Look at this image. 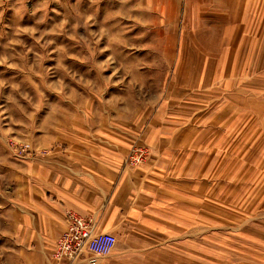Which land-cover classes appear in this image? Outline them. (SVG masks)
<instances>
[{
    "label": "rangeland",
    "instance_id": "374dc122",
    "mask_svg": "<svg viewBox=\"0 0 264 264\" xmlns=\"http://www.w3.org/2000/svg\"><path fill=\"white\" fill-rule=\"evenodd\" d=\"M222 1L0 0V264L31 261L30 247L15 240L22 233L13 236V218L6 215L18 207L23 162L43 154L38 139L89 126L146 140L150 127L162 130L210 110L208 96L216 93L205 95L209 84L222 87V100L237 88L251 100L264 98V58L258 59L264 56V20L262 35L254 29L255 14L248 33L239 36L230 17L253 15L250 7L264 11V0H238L237 11ZM241 93L227 113L228 129L238 116L241 122L238 171L221 162V175L207 180L213 188L222 176L218 206L227 198L229 210L208 216L206 255L191 252L183 264H264V146L248 142L253 133L261 139L264 128L256 124L242 134L250 120ZM221 149L227 153L229 146ZM52 252L48 261L55 264Z\"/></svg>",
    "mask_w": 264,
    "mask_h": 264
},
{
    "label": "crops",
    "instance_id": "0c3cea01",
    "mask_svg": "<svg viewBox=\"0 0 264 264\" xmlns=\"http://www.w3.org/2000/svg\"><path fill=\"white\" fill-rule=\"evenodd\" d=\"M259 58L263 61L264 56ZM247 59L251 60L249 54ZM211 86L205 89V95L216 93L208 96L213 100L210 110L192 120L184 117L164 125L162 130L150 127L146 140L125 131L91 132L89 126L86 132H63L60 138L48 137L44 142L38 139L35 144L43 154L23 162L21 190L14 202L18 207L6 215L13 218V236L22 233V239L15 240L30 247L31 261L24 264H51L48 257L66 227L65 212L70 210L91 218L94 234H110L115 243L108 255L94 257L93 262L91 255H84L55 264H183L191 261V252L202 250L206 255L208 216L213 209L212 216H220L218 204L223 200L222 176L216 189L209 188L207 180L221 175L229 163L232 172L238 171L241 122L238 116L228 129L232 116L227 113L241 92L250 120L242 134L256 124L264 128V98L251 100L245 97L246 90L237 88L235 94L226 96L228 102L222 100V87ZM226 101L229 104L223 109ZM234 108L238 115V106ZM224 117L227 120L222 123ZM140 127L138 122L131 131L137 133ZM251 139L264 146V134L260 139L253 133L248 142ZM222 145L229 146L227 153L222 152ZM132 148L145 152L136 166L125 163Z\"/></svg>",
    "mask_w": 264,
    "mask_h": 264
},
{
    "label": "built area",
    "instance_id": "2783aa9c",
    "mask_svg": "<svg viewBox=\"0 0 264 264\" xmlns=\"http://www.w3.org/2000/svg\"><path fill=\"white\" fill-rule=\"evenodd\" d=\"M145 152L142 149L130 150L127 163L136 166L143 160ZM66 227L55 242L52 259L55 262H73L84 255L94 257L108 255L113 248L115 239L110 234H94V225L89 217H84L74 211L65 212Z\"/></svg>",
    "mask_w": 264,
    "mask_h": 264
},
{
    "label": "bare ground",
    "instance_id": "6f19581e",
    "mask_svg": "<svg viewBox=\"0 0 264 264\" xmlns=\"http://www.w3.org/2000/svg\"><path fill=\"white\" fill-rule=\"evenodd\" d=\"M238 3V0H223L222 1V4L225 6V7H227V8H235V10L237 11V9L239 8V4L237 5V7L234 5V4H237ZM220 8V7H219ZM250 9V11L251 12H253V15H250V16H244V18H243V12H242V14H240V13H238V16L236 15V14H233V15H230V17H231V19H233V21H235V27L237 28V29H239V32H237V34H239V36H244V34L243 33H246L247 32V30L249 29V26H250V23H251V21H252V17L253 16H255V14H256V16H257V21L259 22V26H255L254 27V29H255V31L258 33V34H260V35H262V29H263V24H262V21L264 20V18H263V15H264V11L263 10H259V9H255L254 10V7H250L249 8ZM248 15V14H247ZM255 22V21H254ZM232 24H231V26L230 27H227L226 28V32H229V30L232 32ZM248 33V32H247ZM235 42H237V41H235ZM225 201H226V203L225 204H223V205H221V208H226V209H228L229 210V208L226 206L227 205V203H228V201H229V199H224ZM211 207V206H210ZM215 208V207H214ZM212 216V215H211ZM221 216V215H220ZM231 218V217H230ZM213 220V219H212ZM61 234V233H60ZM59 237V236H58ZM58 239V238H57Z\"/></svg>",
    "mask_w": 264,
    "mask_h": 264
}]
</instances>
